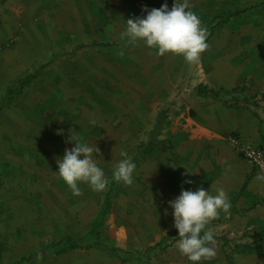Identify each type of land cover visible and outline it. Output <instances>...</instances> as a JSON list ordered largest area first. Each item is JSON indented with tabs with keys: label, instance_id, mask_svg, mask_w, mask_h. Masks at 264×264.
I'll use <instances>...</instances> for the list:
<instances>
[{
	"label": "rangeland",
	"instance_id": "obj_1",
	"mask_svg": "<svg viewBox=\"0 0 264 264\" xmlns=\"http://www.w3.org/2000/svg\"><path fill=\"white\" fill-rule=\"evenodd\" d=\"M0 2L2 10L6 5L4 0ZM239 2L237 8L223 11L214 26L206 27L207 43L210 46L217 31L223 30L220 40L231 43L222 49L228 53V67L242 76L239 86L250 90L218 99L227 105L264 110V0ZM238 11L244 13L225 18L227 13ZM41 19L39 15L35 20L39 26ZM3 24L0 22V243L7 246L3 263L18 260L65 235L72 234L76 239L86 236L110 189L113 197L103 230L104 242L127 252H145L167 239L175 230L169 205L174 194L158 188L160 155L142 160L134 170L132 185L116 182L113 171L123 159L121 151L133 160L161 111L167 110L168 118L188 113L187 108L201 97L197 93L199 85L220 89L211 83V72L222 65L215 59L220 51L210 46L197 64H189L183 57L182 63L163 64V58L152 61V49L143 43L128 47L126 38H115L123 31L116 32L112 27H100L89 36L78 27ZM94 38L102 42L115 39L117 43L111 48L116 49L98 53L78 50ZM125 46L128 48L120 49ZM29 77L20 95L1 102L8 91L18 89ZM55 132L71 135L58 133L60 137H56ZM71 137L99 148L93 159L109 180L103 192L81 184V195L74 196L60 178L57 160L75 146ZM248 233L240 239H228L226 245L217 241L215 255L201 264H212L222 257L231 261L245 253L242 241L250 236ZM176 244L154 251L147 264H192ZM39 264L140 263H123L93 248Z\"/></svg>",
	"mask_w": 264,
	"mask_h": 264
},
{
	"label": "crops",
	"instance_id": "obj_2",
	"mask_svg": "<svg viewBox=\"0 0 264 264\" xmlns=\"http://www.w3.org/2000/svg\"><path fill=\"white\" fill-rule=\"evenodd\" d=\"M147 1H150L151 5ZM4 2L6 6L0 10V22H4V27H78V31L90 33V36L95 35L100 27H112L111 30L124 32L126 21L146 15L145 8L158 9L167 3L171 9L174 0H4ZM190 4L192 5L190 10L198 15L206 28L214 26V21L223 11L230 7L237 8L240 2L190 0ZM39 15L42 17V26L35 22ZM227 26L228 24L223 27ZM222 32L223 30H218L210 42L211 47L220 51V56L215 59L222 64L219 69L211 72L213 74L211 83L220 89L230 90L242 85L243 78L234 67L233 70L228 67L230 59L228 53L222 49L229 47L231 43L220 40ZM122 34L115 38H122ZM114 41L102 42L99 38H94L89 44L85 43L80 47L81 51L87 49L98 53L102 49H116L111 48L117 43ZM95 44L112 46L102 48L94 46ZM130 46L134 45L129 44L128 47ZM239 53L242 54V52L237 54ZM150 55L152 61L163 58V64L184 61L181 59L182 56L179 58L178 55L158 56L153 49ZM204 86H207L206 83ZM242 106L243 108L231 107L220 99L198 96L187 108L188 113L175 114L173 118L167 119L161 139L168 141L173 148L148 155H160L156 170L158 188L163 193L173 192L174 199L180 195L182 189L196 191L203 187L213 195L217 189H223L227 193L232 206L230 214L221 212L211 221L209 227L216 237L219 239L223 237L222 239L226 241L240 239L245 232H249L250 236L243 238L242 241L247 248L245 253L242 252L231 261L222 257L212 264H264V182L255 169L233 150L229 142V138L235 135L252 146L263 147L264 110H252L245 105ZM255 114L259 118L255 117ZM58 133L55 132L56 137H60ZM67 133L63 132V137L71 135L70 132ZM66 143L65 148H68ZM222 239L218 241L226 245Z\"/></svg>",
	"mask_w": 264,
	"mask_h": 264
},
{
	"label": "clouds",
	"instance_id": "obj_3",
	"mask_svg": "<svg viewBox=\"0 0 264 264\" xmlns=\"http://www.w3.org/2000/svg\"><path fill=\"white\" fill-rule=\"evenodd\" d=\"M191 7L190 0H174L171 9L167 3L158 9L145 8L146 15L126 21L122 38L132 45L143 43L155 50L158 56L178 55L189 64H197L209 48L208 34L198 15L190 10ZM70 142H74L75 146L66 149L64 156L57 160L60 178L74 196L81 195V184H87L93 191L103 192L109 180L93 159L94 154H99V148L72 137ZM120 155L123 159L115 165L113 179L132 185L137 165L126 151H121ZM169 205L173 210L174 227L179 233L176 244L179 252L192 264H201L203 260L213 257L217 240L209 224L221 212L230 214L232 206L227 193L217 189L213 195L203 187L196 191L182 189Z\"/></svg>",
	"mask_w": 264,
	"mask_h": 264
},
{
	"label": "trees",
	"instance_id": "obj_4",
	"mask_svg": "<svg viewBox=\"0 0 264 264\" xmlns=\"http://www.w3.org/2000/svg\"><path fill=\"white\" fill-rule=\"evenodd\" d=\"M241 13H244V11H238L235 13L229 12L227 13L225 18L232 19L233 17L238 16ZM94 46L111 47L112 45L95 44ZM81 49L82 47L78 48V50ZM31 78H34V76H31ZM31 78L29 77L25 81L20 83L18 89L8 91L3 96L1 102L13 99L16 95H19L20 92L22 91L23 86L29 83ZM248 90H250L248 86H238L230 90H225L221 88L218 91H216L214 89H209L206 86L199 85L197 88V93L204 98L212 97L214 99H218V97H220L221 95L226 96L228 98L234 95L245 93ZM230 106L243 108L241 104H233ZM255 117L259 118L256 114ZM167 119H168V111L167 110L161 111L157 115L155 119V123L152 129L150 130L146 140L138 145L136 154L133 158V161L136 163L137 167L140 165L142 160L148 155H151L157 151L170 150L173 148L168 141L161 139V136L163 135V131L166 126ZM112 190L113 189H110L106 194V199L104 200L102 206L100 207V210L98 211L97 215L92 220L90 224V228L86 233V236H84L83 238L76 239V237H74L72 234L65 235L59 240L51 243L43 244L37 249L31 251L26 256L9 263H3V255L7 252V246L5 245V243H0V264H39L40 262H43L48 258L58 257L68 252H72L76 250H88L93 248L103 251L105 255L108 257H116L120 259L121 262L123 263L131 262L135 260L140 264H147L146 259H149V257L154 251H157L158 249L165 250L172 243L177 242V239L179 238V233L176 228L169 235L167 239L161 241L154 248H148L147 251L145 252H137V251L127 252L124 251L123 249L112 247L108 243L104 242L103 230L108 215L110 213L111 199L113 197ZM215 238L217 241L220 240L216 236ZM88 240H90L91 243H87ZM222 240L224 241L225 244L227 243L226 239H222Z\"/></svg>",
	"mask_w": 264,
	"mask_h": 264
},
{
	"label": "built area",
	"instance_id": "obj_5",
	"mask_svg": "<svg viewBox=\"0 0 264 264\" xmlns=\"http://www.w3.org/2000/svg\"><path fill=\"white\" fill-rule=\"evenodd\" d=\"M229 142L233 150L255 169L264 182V146H252L235 135L229 138Z\"/></svg>",
	"mask_w": 264,
	"mask_h": 264
}]
</instances>
